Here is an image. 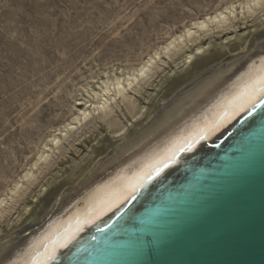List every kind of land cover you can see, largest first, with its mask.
I'll use <instances>...</instances> for the list:
<instances>
[{
    "label": "rangeland",
    "instance_id": "374dc122",
    "mask_svg": "<svg viewBox=\"0 0 264 264\" xmlns=\"http://www.w3.org/2000/svg\"><path fill=\"white\" fill-rule=\"evenodd\" d=\"M228 1L0 0V194L11 184L10 179L17 178L29 166L48 131L68 117L74 99L81 97V92L85 96L82 89L75 91L78 86L87 82L90 92L97 88L104 72L119 73L135 65L169 33L178 31L182 23ZM258 16L245 23L241 17L235 19L234 27L227 32L253 29L264 18ZM220 35L213 32L211 37H205L206 42L217 41ZM176 61L160 63L158 75L134 92L135 103L142 106L151 102L150 94L156 93L159 83L181 69V64L175 66ZM67 91L73 92V99ZM115 113L122 117L119 108ZM122 120L126 123L123 117ZM97 123L94 132L85 135L81 130V137L75 135L79 137H71L70 144L65 143L67 148L57 164L39 176L38 182L45 184L43 188L50 184L51 177L60 174L57 171L62 166L85 157L89 139L101 134L99 145L109 141V129ZM38 190L35 185L31 187L25 201L34 194V198H41ZM16 210L12 211V218L17 215ZM25 219L23 216L20 227L11 230L20 229L17 234H23L36 223ZM10 223H0L1 236L15 226Z\"/></svg>",
    "mask_w": 264,
    "mask_h": 264
},
{
    "label": "bare ground",
    "instance_id": "6f19581e",
    "mask_svg": "<svg viewBox=\"0 0 264 264\" xmlns=\"http://www.w3.org/2000/svg\"><path fill=\"white\" fill-rule=\"evenodd\" d=\"M224 9H228V11L225 12ZM217 13L222 18L207 19L215 17ZM258 15L264 16V5L256 3L255 0H229L221 6H217L213 11L204 13L201 17L182 23L178 31L169 33L164 41L173 35L183 34L185 28H191L196 20L206 21L205 28L193 29L192 37L185 35L184 41L178 42L172 49L169 58L161 56L160 61L154 64L145 78L131 82V88L128 81L129 68L121 69L119 73L114 74L104 72V78L97 83V88L91 89L90 92L87 90L88 88L86 89L87 82L78 86L75 91L82 89L85 96L81 92V97L75 98L73 104L70 105L68 117L48 131L46 140L36 149L35 157L30 164L35 162L40 155L47 158L42 160L36 169L31 170L29 180L21 179L24 172L29 171L30 164L25 166L17 178L10 179L11 184L6 187L3 194H0V223L3 220L15 223V226L8 228L9 230L6 229L4 234L2 232L3 236L0 235V261L3 260V253L23 249L28 242L40 236L50 221L64 216L70 209V205L75 207L74 202L81 199L90 187L115 175L125 163L135 159L146 145L158 141L165 133L171 135L179 132L191 122L194 116L198 117L204 108L226 91L225 86L229 85L240 72L245 71L249 64L255 61L259 65L260 57H264V18L260 19L259 24L255 25L253 29H247L240 33L229 31L232 33L231 36H228L229 32H227L228 28L234 27L235 19L241 17L242 23H245L246 19L253 16L257 19ZM213 32L221 35L217 41L206 42L205 37H211ZM158 46L159 44L154 46L151 51ZM198 48H202L203 51L198 52ZM151 51H148L139 62L146 59ZM189 56L192 57L191 61L188 60ZM169 60L176 61L175 66L181 64V69L175 70L172 75H167L159 83L157 91L154 90L156 93L150 94V105L143 103L144 105L140 106L135 103L134 92H139L143 83L144 85L150 83L148 80L152 81L153 77L158 75L160 63H169ZM90 75L92 77V74ZM69 92L67 91V94L73 99V92ZM156 96H158L157 99ZM118 108L126 123L122 117L115 113ZM258 110L259 108L253 116ZM81 113H85L86 117L82 116L73 128L67 130L61 128V125L73 121V117L79 116ZM249 118L251 117L241 120L238 117L225 125L219 132L201 141L192 152L183 154L176 164L166 169L161 177L148 186L145 193L131 206V209L158 187L174 180L192 166L200 156L210 152V149L218 145ZM97 122L104 124L109 129L106 132L110 134L109 141L106 140L107 143L103 142L104 144L99 145L103 137L101 134L89 139L90 146L87 145L88 150L85 157L79 162L62 166L57 171H61L60 174L57 173L51 177L50 184L43 188L45 184L38 182L39 176L45 169L49 170L54 167V164H57L58 157L64 154L63 151L67 148L65 143L70 144L69 139L79 135L81 130L82 134L92 131ZM56 129H61L54 136L60 143L51 144L50 137H53ZM116 132H122L123 135L116 136ZM82 134L79 136L81 137ZM95 138H97L96 141ZM103 139L105 140L106 137ZM46 142H48L47 148H45ZM16 184H19L20 187L16 188ZM34 185L39 187L37 195H42V197L34 198L33 196L36 195L34 194L32 199L25 201L26 192ZM13 210L17 212L14 218L11 217ZM23 216L28 223L32 222L33 224L35 221L36 223L33 227L31 226V229H29L30 226L26 228L29 230L23 234H17L20 229L17 230L18 232L11 229L20 227ZM103 219L107 220L108 216ZM101 234L95 231V227H87L75 242L76 247H73L70 252L67 249H62L55 264H67L69 257H73V253L77 254V248L80 249L79 252H82L85 245L93 241L91 239L93 235L97 238Z\"/></svg>",
    "mask_w": 264,
    "mask_h": 264
},
{
    "label": "water",
    "instance_id": "95a60500",
    "mask_svg": "<svg viewBox=\"0 0 264 264\" xmlns=\"http://www.w3.org/2000/svg\"><path fill=\"white\" fill-rule=\"evenodd\" d=\"M264 109L136 203L73 264H264ZM68 264V263H67Z\"/></svg>",
    "mask_w": 264,
    "mask_h": 264
},
{
    "label": "snow or ice",
    "instance_id": "6c2138e0",
    "mask_svg": "<svg viewBox=\"0 0 264 264\" xmlns=\"http://www.w3.org/2000/svg\"><path fill=\"white\" fill-rule=\"evenodd\" d=\"M255 2L264 5V0H255ZM224 11L227 12L228 9ZM218 17H220L219 13L207 19L215 20ZM205 27V20H196L191 28H185L183 34L173 35L166 41H160L159 46L151 51L146 59L129 67V87H132V81L145 78L154 64L160 61L161 56L169 58L172 49L178 42L184 41L185 35L192 37L193 29ZM197 51L202 52L203 49L198 48ZM188 60L191 61L192 57L189 56ZM225 87L226 91L204 108L198 117L194 116L179 132L171 135L165 133L158 141L146 145L135 159L125 163L115 175L90 187L81 199L74 202L75 207L70 205L64 216L50 221L41 235L28 242L26 247L15 252L3 253L0 264H55L62 249L70 252L76 247L75 242L87 227H95L97 233H105V230L111 232L113 228H122L120 221L125 216L128 217L125 224L146 226L150 222L148 219L129 213L132 211L131 206L145 193L152 182L161 177L166 169L176 164L183 154L192 152L201 141L219 132L231 121L238 117L245 120L247 117H252L258 108L264 109V57H260L259 65L255 61L249 64L245 71L240 72ZM261 115L260 132L264 133V113ZM82 116L86 117V114L81 113L73 117V121L61 125V128L65 130L73 128ZM60 130L56 129L53 137H50L51 144L60 143L54 138L55 133H59ZM115 135L121 136L123 133L116 132ZM46 158L44 155L38 156L21 179L29 180L31 170L36 169ZM15 187L19 188L20 185L16 184ZM105 216H108L107 220L103 219ZM91 239L95 241L96 236L93 235ZM79 251L80 249L77 248V253ZM75 255L73 253V256ZM68 264H73L72 257H69ZM75 264L80 262L76 261ZM84 264L87 262L85 261Z\"/></svg>",
    "mask_w": 264,
    "mask_h": 264
}]
</instances>
